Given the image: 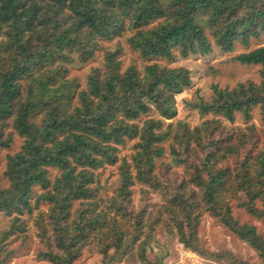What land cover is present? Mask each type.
<instances>
[{
  "label": "trees",
  "instance_id": "16d2710c",
  "mask_svg": "<svg viewBox=\"0 0 264 264\" xmlns=\"http://www.w3.org/2000/svg\"><path fill=\"white\" fill-rule=\"evenodd\" d=\"M127 23L129 43L143 57L170 60L174 51L204 54L212 45L230 52L264 36V0H0V150L11 147L14 132L23 138L20 149L7 154L0 212L16 215L0 237L24 229L17 213L46 203L36 219L39 255L52 264H73L87 248L101 254V264H113L135 246L146 260L147 228L163 222L184 246L220 259L226 254L196 242L206 210L264 262L263 236L233 216L236 206L264 220V130L250 122L254 107L264 119V46L233 57L260 65V82L213 84L209 98L186 101L207 116L200 124L165 123L191 84L186 68L152 62L121 69L117 50L105 55L104 68L92 69L85 86L67 77L74 50L86 60L98 38L111 39ZM236 114L242 124H233ZM129 139H137L135 151L118 165L115 194L100 198L94 171L115 163ZM166 140L173 164L184 172L175 183L155 170ZM136 182L144 192L160 191L165 201L155 211L135 209Z\"/></svg>",
  "mask_w": 264,
  "mask_h": 264
},
{
  "label": "rangeland",
  "instance_id": "374dc122",
  "mask_svg": "<svg viewBox=\"0 0 264 264\" xmlns=\"http://www.w3.org/2000/svg\"><path fill=\"white\" fill-rule=\"evenodd\" d=\"M154 23L147 27H153ZM130 24H125L119 34H114L111 39L98 38L97 43L91 46L92 55L86 60L80 58L79 51L74 50L71 54L73 61L67 62V77L77 79L82 86H85L87 75L96 67L104 68L105 55L108 51H117V60L120 61L121 69L129 65H135L142 69L146 64L157 62L161 65L172 67H183L189 70L191 84L176 97V115L167 122L184 121L190 126L200 124L207 116H201L197 109L190 108L186 101H193L196 95L209 98L212 94V85L218 84L220 87H232L239 82L253 81L260 82V65L241 64L233 59L235 55L249 49L264 46V36L251 38L248 45L236 44L230 52L221 50L216 45L204 54H193L182 56L178 51H174V58L168 60L163 57H143L139 51L133 49L129 43V36L132 33ZM149 115L156 116L154 111H149ZM142 123V119L138 121ZM259 131L264 130V119L261 118L260 110L254 107L251 121ZM227 123V122H226ZM242 115L236 114L233 124H242ZM232 124V125H233ZM168 139V138H167ZM170 140V139H169ZM165 145L164 155L157 159L155 170H159L162 179L175 183L184 177L183 169L178 164H173L169 152L168 141ZM137 139H129L124 145L119 146L116 151L118 157L115 163H106L94 171L95 182L99 186V197L107 198L115 194L119 184L120 170L119 163L124 159L130 160V155L135 151ZM23 138L17 132L13 133V143L11 147L0 150V188L8 185V179L4 172L6 170L7 154H12L20 149ZM168 166L165 168L164 166ZM56 170H52V175ZM131 205L135 209L145 208L155 211L165 201L160 191L148 189L142 191V185L135 183L131 186ZM40 191V187L37 186ZM47 204L40 203L31 213H17L24 222V229L18 233L10 234L7 237H0V264H52L39 255L42 242L36 223L40 211H46ZM15 212L9 214L0 212V232L7 228ZM233 216L240 223L254 225L264 238V220L256 218L242 208L234 206ZM157 224V223H156ZM154 227L147 228L150 235L149 243L145 245V257L143 260L139 256V248L135 246L126 255L116 259L113 264H264L257 251L230 231L209 211L203 210L196 224V242L208 251L215 253H225L223 258L215 259L200 254L191 247H186L180 243L176 236V231L169 224L158 223ZM102 256L94 248H87L73 264H101Z\"/></svg>",
  "mask_w": 264,
  "mask_h": 264
}]
</instances>
